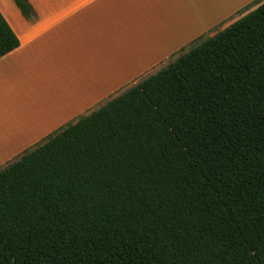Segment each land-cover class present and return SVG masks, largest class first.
Wrapping results in <instances>:
<instances>
[{
	"label": "trees",
	"instance_id": "1",
	"mask_svg": "<svg viewBox=\"0 0 264 264\" xmlns=\"http://www.w3.org/2000/svg\"><path fill=\"white\" fill-rule=\"evenodd\" d=\"M0 264H264V0L0 170Z\"/></svg>",
	"mask_w": 264,
	"mask_h": 264
},
{
	"label": "crops",
	"instance_id": "2",
	"mask_svg": "<svg viewBox=\"0 0 264 264\" xmlns=\"http://www.w3.org/2000/svg\"><path fill=\"white\" fill-rule=\"evenodd\" d=\"M261 3L0 0L19 40L0 59V170Z\"/></svg>",
	"mask_w": 264,
	"mask_h": 264
},
{
	"label": "rangeland",
	"instance_id": "3",
	"mask_svg": "<svg viewBox=\"0 0 264 264\" xmlns=\"http://www.w3.org/2000/svg\"><path fill=\"white\" fill-rule=\"evenodd\" d=\"M203 39H207V37H205V38L203 37ZM203 39H202V40H203ZM188 50H190V48H188L187 51H188Z\"/></svg>",
	"mask_w": 264,
	"mask_h": 264
}]
</instances>
